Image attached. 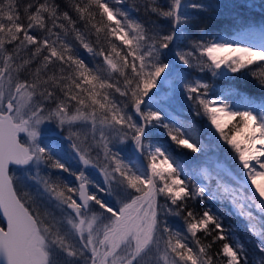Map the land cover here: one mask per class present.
I'll return each instance as SVG.
<instances>
[{
	"label": "snow or ice",
	"instance_id": "1",
	"mask_svg": "<svg viewBox=\"0 0 264 264\" xmlns=\"http://www.w3.org/2000/svg\"><path fill=\"white\" fill-rule=\"evenodd\" d=\"M261 180L264 0H0V264H264Z\"/></svg>",
	"mask_w": 264,
	"mask_h": 264
},
{
	"label": "trees",
	"instance_id": "2",
	"mask_svg": "<svg viewBox=\"0 0 264 264\" xmlns=\"http://www.w3.org/2000/svg\"><path fill=\"white\" fill-rule=\"evenodd\" d=\"M259 12V9H256ZM221 213H224L223 208L220 209ZM224 224L228 227H232L237 231V234L243 239L246 236V233L243 228V221L237 220L235 216L229 217L228 214H224Z\"/></svg>",
	"mask_w": 264,
	"mask_h": 264
},
{
	"label": "bare ground",
	"instance_id": "3",
	"mask_svg": "<svg viewBox=\"0 0 264 264\" xmlns=\"http://www.w3.org/2000/svg\"><path fill=\"white\" fill-rule=\"evenodd\" d=\"M260 182H261V183H264V180H261Z\"/></svg>",
	"mask_w": 264,
	"mask_h": 264
}]
</instances>
